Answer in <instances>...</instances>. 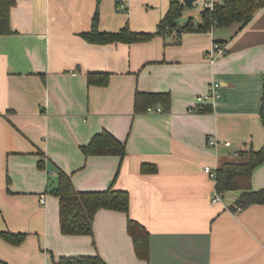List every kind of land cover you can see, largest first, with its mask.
I'll list each match as a JSON object with an SVG mask.
<instances>
[{
  "label": "crops",
  "instance_id": "1",
  "mask_svg": "<svg viewBox=\"0 0 264 264\" xmlns=\"http://www.w3.org/2000/svg\"><path fill=\"white\" fill-rule=\"evenodd\" d=\"M173 2L185 5L17 0L13 32L0 35V231L28 237L20 245L0 237V264L96 254L108 264H264V203L233 211L221 194L214 203L216 181L204 170L245 160L243 152L264 145V7L246 25L208 32L132 43L94 44L85 37L97 13L101 32L128 25L156 33ZM188 9L179 25L202 22V9ZM215 42L228 52L211 63L207 52ZM89 73L110 77L90 84ZM213 82L220 83L221 98L199 102ZM138 93H169L170 108L137 111ZM103 130L126 144L123 159L83 154L81 146ZM210 136L231 145L210 146ZM143 164L156 171L143 173ZM59 169L80 191H128L129 214L101 209L92 235L63 234L59 198L51 193ZM252 187L264 188V163L255 168ZM229 193L233 203L241 192ZM129 218L151 234L149 260L136 254Z\"/></svg>",
  "mask_w": 264,
  "mask_h": 264
},
{
  "label": "trees",
  "instance_id": "2",
  "mask_svg": "<svg viewBox=\"0 0 264 264\" xmlns=\"http://www.w3.org/2000/svg\"><path fill=\"white\" fill-rule=\"evenodd\" d=\"M17 0H0V35L12 33L11 11ZM264 7V0H224L216 2L213 10L202 11V22L195 24L190 19L178 31L208 32L213 28L229 27L233 23L248 24ZM186 5L173 2L170 9L160 22L156 33L133 32L128 25L118 32H101L98 30V13L95 15L93 30L85 37L94 44H107L113 42H143L156 34H166L168 30L179 27V19L185 11ZM110 75L104 73H89L90 84H106ZM171 105L169 93H138L135 108L137 111H148L154 107H162L165 111ZM261 122L264 126V85L262 105L260 110ZM86 157L97 155H115L123 159L126 156V144L117 139L108 130L93 136L86 145L81 146ZM247 155L245 160L229 161L217 169L216 189L221 195L226 192L240 191V195L230 206L233 210H242L253 204L264 203V188L254 190L252 187L253 173L256 167L264 163V145L259 150L251 149L243 152ZM42 162L39 163L40 166ZM143 173L155 172L156 167L143 164ZM51 193L59 198L60 226L63 234L92 235L94 232V219L101 209H109L129 214L131 197L128 191L117 190L110 187L106 190L80 191L73 184L72 177L62 169L58 170V183L51 189ZM128 233L133 239L137 256L149 260L151 253V234L140 222L129 218ZM0 237L12 245L22 244L28 237L24 232L0 231ZM55 264H108L101 255L61 256L55 258Z\"/></svg>",
  "mask_w": 264,
  "mask_h": 264
},
{
  "label": "built area",
  "instance_id": "3",
  "mask_svg": "<svg viewBox=\"0 0 264 264\" xmlns=\"http://www.w3.org/2000/svg\"><path fill=\"white\" fill-rule=\"evenodd\" d=\"M203 1V6H202V10L205 9H211L213 10L215 5H216V0H202ZM125 9V6L120 5L118 6V10L122 11ZM186 25V24H184ZM183 25V26H184ZM182 28V25H180L179 27H177L176 29L173 30H168V32L173 33L175 36L179 35L178 31ZM181 34V33H180ZM228 50L225 46L221 45L218 42H215L213 44V47L207 52V57L209 58L211 63H215L219 58L225 56L227 54ZM220 83L219 82H213L212 84H210L209 86V90L206 94L201 95L198 97L199 102H216L221 98V93H220ZM156 112H162V107H154L151 108L150 110H154ZM199 108L198 107H193L190 108L191 112H195L198 111ZM208 144L210 146H217V145H225V146H230L231 142L227 141H220L218 138L214 137V136H210L209 140H208ZM217 169L218 168H213L210 165L205 166L204 170L205 172H207L211 178H213L215 181L217 179ZM214 203H217L219 201L222 200L221 195L218 192H215L212 198ZM41 202L42 203H46V198H41Z\"/></svg>",
  "mask_w": 264,
  "mask_h": 264
},
{
  "label": "rangeland",
  "instance_id": "4",
  "mask_svg": "<svg viewBox=\"0 0 264 264\" xmlns=\"http://www.w3.org/2000/svg\"><path fill=\"white\" fill-rule=\"evenodd\" d=\"M202 6H203V1L202 0H196L195 2H194V6L192 7V8H189L188 10L190 11V12H195V13H201V9H202ZM198 16V15H197ZM230 193L229 192H226V193H224V195L222 196L225 200H226V202L228 203V207L231 209V210H233L230 206L233 204V203H230V202H228L227 200H229V198H230ZM233 211H236V210H233ZM238 211V210H237Z\"/></svg>",
  "mask_w": 264,
  "mask_h": 264
},
{
  "label": "water",
  "instance_id": "5",
  "mask_svg": "<svg viewBox=\"0 0 264 264\" xmlns=\"http://www.w3.org/2000/svg\"><path fill=\"white\" fill-rule=\"evenodd\" d=\"M196 0H184L186 7L192 8Z\"/></svg>",
  "mask_w": 264,
  "mask_h": 264
}]
</instances>
